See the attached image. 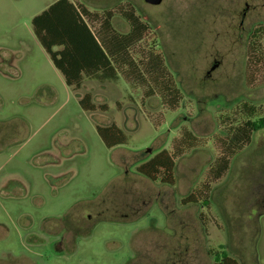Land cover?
Returning <instances> with one entry per match:
<instances>
[{"label":"rangeland","instance_id":"1","mask_svg":"<svg viewBox=\"0 0 264 264\" xmlns=\"http://www.w3.org/2000/svg\"><path fill=\"white\" fill-rule=\"evenodd\" d=\"M55 1L0 0V264H212L220 251L238 264H264V128L234 147L220 179L208 174L231 149L245 107L264 118V0H68L99 15L111 10L121 34L130 26L118 8L133 7L151 41L136 44L131 58L139 64L146 51H160L181 93L173 110L124 68L67 86L31 25ZM244 1L255 8L240 25ZM85 93L106 110L83 111ZM111 124L126 141L106 148L96 126ZM187 132L197 144L176 158L173 185L135 172ZM202 183L209 206L184 203ZM110 197L123 200L125 219L114 216ZM92 207L98 220L62 252L43 236Z\"/></svg>","mask_w":264,"mask_h":264},{"label":"trees","instance_id":"2","mask_svg":"<svg viewBox=\"0 0 264 264\" xmlns=\"http://www.w3.org/2000/svg\"><path fill=\"white\" fill-rule=\"evenodd\" d=\"M118 11L130 26L126 34L118 33L113 28L111 10H104L99 15L68 0H56L34 16L31 25L39 44L67 86L78 90L83 77L111 79L117 75L118 69L124 68L133 78L142 77V80L152 83L154 92L160 94L163 103L169 109H175L181 100V93L160 51L153 48L146 51L144 61L139 64L130 55L136 44L149 38L151 41L150 28L135 14L130 4L127 3L124 8L119 7ZM128 73L123 74L127 76ZM78 103L85 112L106 110L105 105L96 106L92 103L89 93H85ZM245 111L247 119L230 132L227 146L231 149L218 158L209 170L212 182L220 179L227 171L228 157L233 155L234 147L248 145L253 133L264 128V118H255L252 106L245 107ZM96 133L106 148L123 145L126 141L124 133L114 124L96 126ZM196 144L194 135L184 133L182 139L173 144L171 151H157L141 163L137 172L152 181L160 179L164 184L173 185L176 158ZM209 190V183H202L183 202L200 203L207 208L210 204ZM214 258V264H238L225 251L215 253Z\"/></svg>","mask_w":264,"mask_h":264},{"label":"flooded vegetation","instance_id":"3","mask_svg":"<svg viewBox=\"0 0 264 264\" xmlns=\"http://www.w3.org/2000/svg\"><path fill=\"white\" fill-rule=\"evenodd\" d=\"M162 2H163V0H162ZM147 5H149V4H147ZM159 5H157V6H159ZM150 6H152V5H150ZM153 7H155V6H153ZM254 8L255 7L252 6L250 3H248L247 1H244L242 3V6H240V10H239V24L240 25H242L243 21L248 18V15L254 10ZM216 9H217V6H216ZM141 163L139 164V166L141 165ZM139 166L135 167V172H137V168ZM117 199L118 198L115 199V197H114V199L111 197L109 199V201L111 203V207L113 208L112 210L114 211V216L115 215L118 216L117 218H119V219H121V217L125 219L126 214L121 213V212L126 211V210H123V209H125L124 203H122L123 200L122 201L118 200L119 203H117ZM120 203H122V204H120ZM117 204H118V206L116 207ZM103 207H105L103 209L107 210V207L105 205ZM131 210H130V212H131ZM133 210H135V211L140 210V205H139V207H136ZM99 211H100L99 208L96 209L95 207H92L91 209H89L87 211L86 215L79 213V212H76L74 215L72 213L68 214L63 219H60L58 222L54 223L55 226H57L54 230L42 231L43 232L42 234L44 237L50 238V241L54 245L56 251L62 252V250H63V248H65V246L72 244L73 240L75 239V237L77 235L84 234L86 232V228H87V227L85 228L86 224L89 225V224L93 223L94 220H98ZM69 216L71 217L70 220H69ZM81 218H84L87 222L81 221ZM66 219H67V221H65ZM46 221H48V219ZM120 221H123V220H120ZM79 227L80 228L82 227L83 230H79ZM127 262H126V264H127ZM214 263H215V260L213 261L212 264H214Z\"/></svg>","mask_w":264,"mask_h":264},{"label":"water","instance_id":"4","mask_svg":"<svg viewBox=\"0 0 264 264\" xmlns=\"http://www.w3.org/2000/svg\"><path fill=\"white\" fill-rule=\"evenodd\" d=\"M146 4H149V5H152V6H157V5H159L161 2H162V0H143ZM215 66L213 65L212 67H211V69H213ZM148 149H146V151H147Z\"/></svg>","mask_w":264,"mask_h":264}]
</instances>
